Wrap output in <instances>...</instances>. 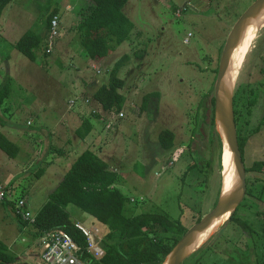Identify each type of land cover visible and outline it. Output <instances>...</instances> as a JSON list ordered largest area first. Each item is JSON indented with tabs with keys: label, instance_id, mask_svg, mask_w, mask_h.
Returning <instances> with one entry per match:
<instances>
[{
	"label": "rangeland",
	"instance_id": "obj_1",
	"mask_svg": "<svg viewBox=\"0 0 264 264\" xmlns=\"http://www.w3.org/2000/svg\"><path fill=\"white\" fill-rule=\"evenodd\" d=\"M49 1L12 0L2 18L6 26L15 29V39L28 30L43 33L42 21L46 25L47 16L42 12ZM79 1L78 7L88 2L52 0L56 7L52 12L65 9V25L61 28L59 24L61 35L52 53L45 55L43 46L36 62L20 52H13L12 41L5 38L0 29V84L11 77V96H20L16 105L21 107L11 115L0 113V130L7 122L11 126L17 125L25 129L33 144L43 142L50 149V144L62 147L55 139L57 112L54 111L63 104L69 101V110L86 112L89 120L92 116L100 117L95 132H90L89 141L84 144L85 150L79 154L90 150L105 160L111 169L120 168L115 171L124 179L119 188L131 199L126 206L129 215L159 209L172 219L181 220L189 230L214 209L219 200L224 165L222 162L220 168L217 153L210 142L214 128L217 131L216 125L211 124L215 71L231 30L256 0H129L124 12L135 24L130 39L113 49L107 58L94 62L70 45L72 42L77 44L78 40L75 24L80 14L75 7ZM203 2L207 6L199 8ZM72 22L75 27L69 28ZM126 54L130 59L120 73L125 80L121 90L126 97L122 112L125 117L119 119L114 111H104L94 98L84 97V82L90 83L93 79L109 82L110 71ZM245 58L234 95L237 92L241 96L240 108L248 100L250 90L258 102L250 126H243L248 118L246 110H243L240 121V127L245 131L261 127V138L251 136L248 140V156L255 153L256 157L264 153V149L258 151L254 148L257 143L264 148V142L263 145L261 142L264 138V88H258V84L264 81V25ZM152 92L157 96L150 100L144 111L143 97ZM30 119H34L33 127H27L32 124ZM63 122L61 120L57 127L60 132ZM70 122L71 137L78 141L81 137L76 128H82L85 123L78 119ZM164 130H171L176 136L170 150L159 145V134ZM18 150L15 158L1 149L0 153L6 160H22L19 146ZM191 154L199 164L193 170L189 168L193 163ZM35 157L24 160V166L16 167L13 172L8 167L0 168V184L4 185L5 179L14 175L12 183L4 186L11 201L25 199L32 216H36L50 199L61 180V170L56 169L51 161H42L40 155ZM75 158L72 157L70 163L76 161ZM42 168L45 171L39 177ZM240 208L236 211L237 216L249 223L253 236L248 233L234 235L229 233L232 224L222 225L213 240L206 241L198 249L195 261L200 257L202 264H264V221L257 214V208ZM259 208L264 210V206ZM66 210L78 228L87 229L96 224L102 228L104 236L105 228L96 219L74 205L67 206ZM0 239L14 243L10 250L19 257L14 264H36L40 259V249L36 245L38 239L21 230L12 209L2 201ZM26 243L33 246L28 247ZM187 259L185 264L189 261Z\"/></svg>",
	"mask_w": 264,
	"mask_h": 264
},
{
	"label": "trees",
	"instance_id": "obj_2",
	"mask_svg": "<svg viewBox=\"0 0 264 264\" xmlns=\"http://www.w3.org/2000/svg\"><path fill=\"white\" fill-rule=\"evenodd\" d=\"M87 1L84 6L78 7L80 5L78 3L75 7V9L78 8L80 14L79 21L75 24L77 38L85 57L91 61H100L107 58L113 49L130 39L131 33L135 30V24L124 12L129 0ZM11 2L12 0H0V21ZM51 5L52 3H49L42 12L47 16L44 34L28 30L15 45L20 53L33 62L39 59L43 46V49H47V44L45 43L44 45V42L47 41L46 38L52 27L54 16L59 14L58 9L50 12ZM44 53L48 56L46 50ZM129 59V55L126 54L118 60L110 71L108 84L99 87L93 95V98L97 103L101 104L104 111H114L116 114L123 112L126 97L121 90L125 86V80L120 77V73ZM217 72L218 69H216L215 73L217 74ZM262 72L264 73V68ZM258 88L263 89L264 82H260ZM10 93L11 81L8 77L0 84V106L10 96ZM253 95V90H250L248 100L240 108L241 96L239 93H235V121L245 165L251 166L249 170L261 172L264 162L255 163V153H251V157L248 156L250 144L247 141L251 136H255L256 139L259 138L261 127L255 126L247 131L240 127L243 110L247 111L248 117L243 126H250L251 118L254 116V109L258 104ZM156 96L157 94L152 92L143 97L142 109L144 111L147 110L150 100ZM214 106L215 100L213 97L211 101V124L213 127L216 125ZM214 129L215 133H211L210 142L215 153H217L219 166L222 168L224 145L216 128ZM90 132L91 128L86 127L84 124L82 128L78 129L77 133L79 137L84 138ZM175 139L176 136L173 131L164 130L159 134V145L164 150H170L174 147ZM256 139L255 142L257 143ZM245 146L247 147V153ZM254 148L257 150L261 149L259 143ZM0 149L12 158H15L19 151L18 146L3 133H0ZM191 158L193 163L190 164L189 168L193 170L199 164L194 160L193 154H191ZM44 171L43 168L39 170V177ZM122 181L124 179L119 172L111 169L105 160L90 150L85 151L72 164L57 188L50 194V199L47 200L35 216V222L32 224L33 237L39 239L45 233L65 231L76 241L86 245V238L82 230L77 227L76 222L72 221L70 214L66 210L67 206L74 205L84 211L87 216L96 219L95 221L105 228L103 237L105 255L98 261V264H163L166 256L181 240L188 228L183 225L181 220H174L168 213L159 209H153L138 215H129L126 211V206L131 202V199L124 195L119 188ZM247 188V194L254 199L252 203H249L250 201L247 198L241 206L248 210L257 208V214L264 221V210H260L259 205L256 206L254 202L257 200L264 203V181L255 178L253 179V184H248ZM221 190L219 191V197ZM4 202L8 206L12 205L8 200ZM16 217L21 230L31 224L19 215H16ZM200 220L201 218L198 221ZM226 224H232L231 226L234 228L232 231L231 228L229 233L234 235L248 233L250 237L253 236L249 223L239 218L237 212L223 226H226ZM216 235L217 233L207 242H211ZM196 252L188 257L187 260L189 261L186 264H202L200 257L196 261L194 260ZM16 260L17 256L0 239V264H14Z\"/></svg>",
	"mask_w": 264,
	"mask_h": 264
},
{
	"label": "water",
	"instance_id": "obj_3",
	"mask_svg": "<svg viewBox=\"0 0 264 264\" xmlns=\"http://www.w3.org/2000/svg\"><path fill=\"white\" fill-rule=\"evenodd\" d=\"M264 14V0H256L239 18L225 43L214 87V114L217 131L231 155L234 183L227 192L221 191L214 209L194 224L166 256L163 264H183L185 260L208 241L238 210L247 193V170L239 145L234 111L235 79L232 76L233 59L243 38L257 25ZM216 231L199 246L198 241L210 229Z\"/></svg>",
	"mask_w": 264,
	"mask_h": 264
},
{
	"label": "crops",
	"instance_id": "obj_4",
	"mask_svg": "<svg viewBox=\"0 0 264 264\" xmlns=\"http://www.w3.org/2000/svg\"><path fill=\"white\" fill-rule=\"evenodd\" d=\"M50 2L53 5L51 7V9H50V12H51L52 8L55 7V5H54L55 2H52V0H50L49 3ZM78 3H80V1ZM205 5L206 4H204V2H203V4L202 3L199 4L198 7L201 8L202 6H205ZM58 10H59L58 13H59V15L61 17V28H63L64 25H65V18L63 16L64 12H65V9H63V10L62 9H58ZM72 23L70 24V26H68L69 28H74L75 27L74 23L73 24ZM42 24H43L44 29H45L46 25H44L43 21H42ZM8 26H6V21L4 20V18H2L1 21H0V27H1L0 29L4 33V35L6 36L5 38H8L9 41H12V43H13L12 45H14V47H15L16 43L19 42L18 40L21 37L19 39H17V38L15 39V36H16L15 29H13L11 26H9V29H8L7 28ZM61 28H60V30H61ZM259 33H260V30L258 31V35H259ZM258 35H257V37H258ZM187 40L188 39H186L185 42ZM66 43H67V41H66ZM44 45H45V42H44ZM58 45H59V43H57L56 47H58ZM70 45L73 46V50L78 49V52H80L79 49L81 50V48H80L79 39L77 40V44L72 42V43H70ZM13 52L18 53L19 51L15 47ZM73 52L76 53L75 51H73ZM245 61H246V58H245ZM245 61H244V63H245ZM8 69L11 70V67L8 68ZM10 79H11V77H10ZM84 84H85L84 92H83L84 93V97L85 98L86 97H92L93 98V95L98 90V88L101 87L102 85L108 84V82L103 81V83H102L99 79H93L90 83L84 82ZM12 86H13V84H12V79H11V92H12ZM81 89H83L82 86H80V90ZM11 95L12 94L10 93V96H8L4 100L3 104L0 106V113L1 112H5L8 115H11V113H13L14 111H17V110H19V108H21L20 105L18 107L16 105L18 103L17 99L20 98V96H11ZM14 99H16V101L12 104ZM68 102L66 103V105L63 104L62 108L57 109V110L54 111V113L57 112V120H56V123H54L55 139L62 147H58L56 145L50 144L51 148L48 149L43 142L40 145H35L27 138V133L25 132V129L19 128V127H17V125L16 126H11L7 122V125H4L1 128L0 133H3L11 141H13L17 146L20 147V149H21L20 154L23 156V159L22 160H18L17 158L16 159L8 158L9 160H6V159H4V157H2V154L0 153V168L8 167L9 170L11 172H13V171H15L16 167H17L16 169H18V166L19 167H23L24 166V160H29V159L33 160L34 158H36L35 157L36 155H38V156L40 155V157H43L42 161H45V160L51 161L52 164H54V166L56 167V169L58 168L59 170H61V173H60L61 177H59V178H61V180H62V178L68 172V170L71 167V165L75 162L74 161L73 163L72 162L70 163V159L72 157H76L75 158V160H76L80 156L79 153H81V152H83L85 150L84 149L85 148L84 144L88 143L89 137L91 136V133L95 132L96 125H97L96 121H98V118H100V117H97V116H92L93 118L91 120H93V121H91V120H89L87 118V113L86 112H83L81 110H77V111H74V110H71V109L69 110L68 109V107H69L68 106ZM51 111H52V109H51ZM71 119H74V120L78 119L80 121L83 120V122L85 123V126L88 127V128H91V130H93V131H91V133L89 135H87L85 138H80L79 137L80 139L78 141H76L74 137H71V134H72L70 132V130L72 129L71 122H70ZM30 120H31L32 124H31V126H27V127H33V125H34V119H30ZM61 120H63L64 122H63V124L60 125V129H61V132H60V130H58L57 127H58V124H59V122ZM83 122H82V124H83ZM77 128H76V133L78 132ZM51 135L53 136L54 134L51 133ZM258 136L261 138L262 135L259 134ZM261 140H262L261 142H262V145H263L264 138L261 139ZM261 149H263V148L261 147ZM46 150H47V152H45ZM52 157H54V161H53ZM114 168H116L115 170H117V171H119V169H120L118 167H114ZM10 176L14 177V175H11V174H10ZM13 177H8L7 180L5 179V183H7V184L8 183H12ZM5 183H4V185H2V184H0V185L1 186H5L6 185ZM14 186H16V185H14ZM15 192H17V190ZM8 202H11L12 205H9V207L12 209V211H13V213L15 215V211H14V207H13L14 203L11 200H8ZM3 203L6 205V202L3 201ZM15 217H16V215H15ZM16 219H17V217H16ZM18 223H19V221H18ZM22 230L26 231L27 234H29L30 237H33V231L34 230L31 227V225L25 227V229H22ZM5 243L8 245V247L10 249H12L14 247L13 246L14 243H12V242H9V243L5 242ZM26 245L28 247H30V245L33 246V244H30V243L29 244L26 243ZM25 254H26V252H25ZM22 257H24V256H21L20 258H22ZM17 259H19L18 256H17ZM38 262H39V259L36 261V264H38Z\"/></svg>",
	"mask_w": 264,
	"mask_h": 264
},
{
	"label": "built area",
	"instance_id": "obj_5",
	"mask_svg": "<svg viewBox=\"0 0 264 264\" xmlns=\"http://www.w3.org/2000/svg\"><path fill=\"white\" fill-rule=\"evenodd\" d=\"M60 15L54 16L50 34L46 38V53H52L57 39L60 37ZM188 42V40L186 41ZM76 101V100H75ZM119 119L125 117L123 113L118 114ZM11 200L10 194L4 186L0 185V201ZM14 203L15 215H19L24 220L32 224L35 222V216H32L27 208L25 199H20ZM85 238L86 245L76 241L65 231L45 233L38 239L39 262L38 264H98V261L105 255L103 248V231L100 226H93L85 229L80 227Z\"/></svg>",
	"mask_w": 264,
	"mask_h": 264
},
{
	"label": "bare ground",
	"instance_id": "obj_6",
	"mask_svg": "<svg viewBox=\"0 0 264 264\" xmlns=\"http://www.w3.org/2000/svg\"><path fill=\"white\" fill-rule=\"evenodd\" d=\"M263 25H264V14L258 21L257 25L254 26L253 30L243 38L242 42L239 45V48L236 51V54L233 59V65H232L233 67L232 76L235 79V85L237 84L238 77H239L243 62L245 60V57L258 35V31L262 28ZM223 158H224L223 160L224 169H223V177H222L223 178L222 191L227 192V190L230 187H232L234 183L233 170H232L233 165H232L231 155L229 154L227 148L224 152ZM215 231H216V228L210 229L207 234H204L202 236V238L200 239V241H198L196 246H199L200 244H202V242H204L208 238L209 234Z\"/></svg>",
	"mask_w": 264,
	"mask_h": 264
},
{
	"label": "flooded vegetation",
	"instance_id": "obj_7",
	"mask_svg": "<svg viewBox=\"0 0 264 264\" xmlns=\"http://www.w3.org/2000/svg\"><path fill=\"white\" fill-rule=\"evenodd\" d=\"M197 2H199V1H197ZM199 4V3H198ZM264 82V81H263ZM249 140V139H248ZM247 140V141H248ZM263 148V147H262ZM264 149V148H263ZM245 151H246V153H247V147L245 146ZM255 163H259V162H264V153L263 154H257L256 155V160L254 161ZM246 166V165H245ZM253 166V165H252ZM251 166H246V170H247V168H248V170H247V186H248V184L249 185H252L253 184V179H255V178H258V179H260V181H264V165H263V168H262V170H261V172H258V171H253V170H249V168H250ZM248 189V188H247ZM248 192V191H247ZM248 198V201H250L249 203H252V200L254 199V198H252L251 196H249L247 193H246V197H245V199H244V201L242 202V204L245 202V200ZM255 202V205H259V206H264V203H261L260 201H257V200H255L254 201ZM241 204V205H242ZM241 207V206H240ZM238 208L239 210L241 209V208ZM245 208V207H244ZM238 211V210H237Z\"/></svg>",
	"mask_w": 264,
	"mask_h": 264
},
{
	"label": "clouds",
	"instance_id": "obj_8",
	"mask_svg": "<svg viewBox=\"0 0 264 264\" xmlns=\"http://www.w3.org/2000/svg\"><path fill=\"white\" fill-rule=\"evenodd\" d=\"M46 54H48V53H46ZM49 54H51V53H49ZM218 73V72H217ZM217 78V77H216ZM32 227V226H31ZM33 228V227H32ZM102 245H103V243H102Z\"/></svg>",
	"mask_w": 264,
	"mask_h": 264
}]
</instances>
